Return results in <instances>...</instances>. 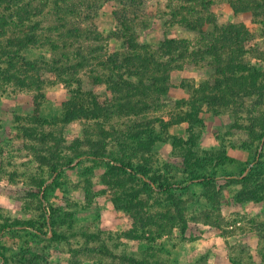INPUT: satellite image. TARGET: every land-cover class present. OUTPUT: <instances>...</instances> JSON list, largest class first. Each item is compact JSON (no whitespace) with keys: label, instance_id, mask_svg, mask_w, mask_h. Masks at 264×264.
Masks as SVG:
<instances>
[{"label":"rangeland","instance_id":"rangeland-1","mask_svg":"<svg viewBox=\"0 0 264 264\" xmlns=\"http://www.w3.org/2000/svg\"><path fill=\"white\" fill-rule=\"evenodd\" d=\"M29 1L40 12L18 15L11 8L18 25L8 35L38 23L40 39L13 56L0 49V68H17L25 59L44 66L64 52L89 55L103 46L81 71L106 77L98 62L122 52V40L112 33L126 12L141 42L156 52L164 34L192 50L216 35L213 22H244L256 48L246 61L264 69V16L241 17L230 0H208V9L202 0ZM210 14L201 33L187 28L185 18ZM198 61L173 70L169 93L151 100L144 113L119 114L117 94L99 84L94 92L106 114L69 122L63 103L77 87L74 77L47 74L40 85L19 86L0 75V264H124L122 256L145 264H264V139L251 133L264 105L248 96L229 107L202 105L197 119L188 116L195 89L215 77L209 58ZM22 126L52 137L28 139ZM192 137L190 167L174 139ZM151 138L152 147L142 150ZM98 140L105 151L95 157L88 142ZM122 190L140 192V213L115 206ZM241 191L257 197L239 202Z\"/></svg>","mask_w":264,"mask_h":264},{"label":"trees","instance_id":"trees-1","mask_svg":"<svg viewBox=\"0 0 264 264\" xmlns=\"http://www.w3.org/2000/svg\"><path fill=\"white\" fill-rule=\"evenodd\" d=\"M27 1V3H22L24 0H0V38L8 36L3 40L5 44L1 43L2 40L0 41L1 45L4 44L0 46V49L2 54H6L8 57L13 56L14 53L16 55V50L20 51L28 48L29 45H36L40 39L35 33L39 27L38 23L28 26V29L25 27L26 29L13 36L8 35L9 28L13 24L14 26L18 25L15 12L18 15L26 13L27 16L31 14L29 9H35V13L40 12V7L33 8L32 3ZM55 1L65 3L70 0ZM201 3L204 9H208L210 1L202 0ZM230 4L234 12L241 17L257 18L264 16V0H230ZM14 7L16 8L15 12L10 11ZM56 7L60 8L61 6L56 5ZM181 10H187V7L181 8ZM5 11H9V13ZM173 15L176 16V13ZM206 17L209 16L204 15L190 20L185 18L184 21H186L188 29L201 33V29L209 23L207 21L212 19V15L210 14L209 18ZM131 19L129 14L121 12V17H118L121 26L112 33L122 40V52L106 53V58H102L98 62L102 70L107 71L106 77L81 71L92 65L89 56L91 52L94 49L102 50L104 49L103 46L93 48L89 51V55L82 51L64 52L60 56L57 55V58H53L52 62L44 63V66H39L35 62L25 59L23 64L17 68L13 66L0 68V75L5 80L14 81L19 86L40 85L45 82L47 74L68 73L74 77L77 87L72 92L71 97L63 103V120L69 122L80 118L96 119L106 114L104 106L101 105L94 92L95 86L99 84H106L111 92L117 94L114 97L117 102L116 111L119 114L139 115L144 113L152 107V103L159 97L169 93L170 73L173 70L190 68L197 64L198 60L209 58L215 77L202 81L195 89L196 96L189 101L192 110L188 116L197 119L202 105L229 107L235 105L238 99L248 96L257 97L256 106L264 105V69L256 65L252 66L246 61L247 55L256 51V48L249 45L252 39L251 31L244 22L240 24L213 22L215 23L216 35L206 39V43L201 48L196 47L192 50L187 48L190 49V44L185 45L184 41L178 42L174 38L164 36V34L156 48L160 52H156L155 50L152 51L151 46L141 42L139 28L131 24ZM76 30L78 31V29ZM65 46L68 47V45ZM181 47L186 48L180 50ZM262 53L264 54V52ZM261 59L264 62V58L261 57ZM18 72H22V74L19 75ZM81 72L82 75L78 76ZM151 100L154 101L151 102ZM171 103L179 104V101L172 100ZM32 120L36 124L40 123V118L37 116H32ZM179 120L181 119L176 120V122ZM254 121L251 126V133L258 134L257 136L261 141L264 139V117L258 116ZM255 125L261 126L263 131L258 133ZM21 129L23 135L28 139H37L43 142L52 137L50 133L41 132L36 127L22 126ZM153 141L151 138L141 149H150ZM88 143L92 150V156L100 157L104 153L105 142L98 140V142L89 141ZM193 145H195L193 137L186 141L182 138L174 139V147L185 150L182 155L190 167L194 162ZM43 161L48 160L44 157ZM149 179L153 183L157 181L153 177ZM88 189L86 190V200L89 202L93 197ZM256 197L254 193L245 195L241 191L236 199L239 202H244ZM113 202L117 208L131 212V214L133 211L140 213L142 210L143 201L140 199L139 191L122 190L114 197ZM137 215L139 214L134 215V219ZM138 219L141 218L138 217ZM129 234L132 236L133 232L129 231ZM122 261L124 264H145L126 256H122Z\"/></svg>","mask_w":264,"mask_h":264}]
</instances>
